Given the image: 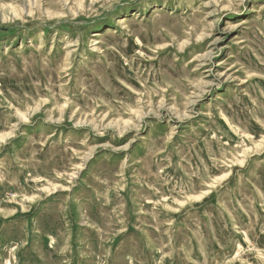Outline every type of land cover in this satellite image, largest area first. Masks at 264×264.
I'll use <instances>...</instances> for the list:
<instances>
[{"label":"rangeland","instance_id":"1","mask_svg":"<svg viewBox=\"0 0 264 264\" xmlns=\"http://www.w3.org/2000/svg\"><path fill=\"white\" fill-rule=\"evenodd\" d=\"M0 264H264V0H0Z\"/></svg>","mask_w":264,"mask_h":264}]
</instances>
